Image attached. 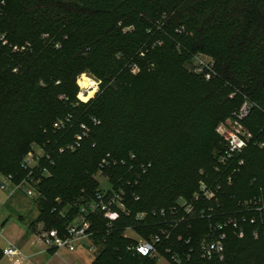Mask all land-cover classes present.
<instances>
[{"label":"trees","instance_id":"obj_1","mask_svg":"<svg viewBox=\"0 0 264 264\" xmlns=\"http://www.w3.org/2000/svg\"><path fill=\"white\" fill-rule=\"evenodd\" d=\"M198 52L214 60L210 79L190 66ZM84 73L99 82L87 101L78 97ZM244 103L253 137L228 166L217 127ZM33 144L46 155L25 168ZM107 157L119 162L104 172L124 187L126 212L111 226L91 216V264H160L129 250L136 239L125 232L150 238L163 226L152 210L180 199L195 214L160 244L166 264H264V0H0V173L37 182L35 223L65 232L96 197ZM228 217L237 227L220 230L223 258L203 257L200 241Z\"/></svg>","mask_w":264,"mask_h":264},{"label":"built area","instance_id":"obj_2","mask_svg":"<svg viewBox=\"0 0 264 264\" xmlns=\"http://www.w3.org/2000/svg\"><path fill=\"white\" fill-rule=\"evenodd\" d=\"M1 39L6 43V41H4V36H2ZM190 66L196 73H201L206 79H210L216 73L214 60L209 55L202 52H198L193 56ZM139 70L140 68L137 65L132 67L134 73ZM82 90L83 93L88 92V90H85L84 88ZM249 109L250 105L244 103L234 117L229 118L218 125L217 132L225 142V149L219 157V162L231 166V160H234L235 157L238 158L252 140V133L241 122V120L249 113ZM63 126V120L60 121V124H57V127L59 128ZM81 128L83 129L82 133L76 135V143L67 146L69 149H75V146L80 144L79 141L87 133V126L85 124H82ZM63 150L64 148L61 149V151ZM43 155H46L45 148L33 144V149L29 151L23 160L24 167L32 169L38 166ZM121 162L125 164L126 160L122 159ZM118 163V160H112L108 157L102 161L99 171L96 174V178L100 182L96 197L81 206L79 213L69 222L65 232L61 233L59 229L52 228L49 230H43L40 233L39 237L47 247L54 249L66 248L71 252H75L78 249H84L88 253L94 254L98 252L99 246L95 241V230L91 216L100 213L107 219L108 226H111L113 222L119 218L121 212H126V191L124 187L122 185H115L111 181L109 174L104 172V169L115 166ZM243 163L244 160L240 159L239 164ZM30 173H32V171ZM36 183L37 182L33 177L26 178L20 182H15L12 175H3L0 181V187L3 190H7L11 197L16 194L19 189L23 188L28 196L36 198L38 195ZM200 193L207 198L215 196V191L208 188L205 183H201ZM200 193L195 195L196 199L200 197ZM178 206L181 208V211L178 210ZM257 209L262 210L264 209V206H259ZM168 213L171 215L170 217L167 215ZM150 214L153 216L160 214L163 218V226L159 228L157 233L152 234L150 238L131 237L136 239V241L131 243L128 246V249L133 253L144 257L156 258L160 264H166L169 262V258L159 250L160 244L163 240L171 238L173 230L180 223L186 220L189 216L190 218L194 216L195 207L193 203L180 199L179 204L174 206L170 212H167L165 208H162L160 210L153 209ZM148 215L147 212L142 211L138 212L136 217L139 220H145ZM201 215H204V211H201ZM254 221L255 219H252V222ZM228 223H232L233 226L237 227V221L233 217H228L223 223L219 222L214 226V232L210 236L202 238L199 246L203 257L212 258L218 256L223 258L226 233L223 231L221 232L220 230ZM128 230L136 231L133 227H128L126 232ZM126 232L125 235L128 236ZM243 235L244 231L240 230V236L242 237ZM188 241L189 240H187V242ZM2 251L3 255L9 257L23 256L22 251L11 243L4 247ZM166 252H169V249H166ZM171 259L174 261H180L181 257L179 252L172 254ZM161 260H164V262H161ZM15 264H20V261L16 260Z\"/></svg>","mask_w":264,"mask_h":264},{"label":"crops","instance_id":"obj_3","mask_svg":"<svg viewBox=\"0 0 264 264\" xmlns=\"http://www.w3.org/2000/svg\"><path fill=\"white\" fill-rule=\"evenodd\" d=\"M35 207L37 208V206ZM26 208L31 209V206ZM38 214V208L37 211L31 209L29 214L19 216L20 221L18 223H10L8 218L1 221L0 248L3 249L11 243L22 251L23 256L9 257L3 255L0 264H15L16 260H19L20 264H91L93 262V257L90 258L88 255L90 253L84 249L71 252L66 248L47 247L39 237L43 231V224L35 223ZM33 223L35 225L31 227ZM88 258H90L89 263Z\"/></svg>","mask_w":264,"mask_h":264},{"label":"rangeland","instance_id":"obj_4","mask_svg":"<svg viewBox=\"0 0 264 264\" xmlns=\"http://www.w3.org/2000/svg\"><path fill=\"white\" fill-rule=\"evenodd\" d=\"M83 76H86V77L92 79L94 82V84H93L94 88H90V89L94 90L93 94L88 98V99H90L91 97H93L96 94V92L99 88V82L86 73L82 74L79 77L78 85L80 86V89H81L80 93L81 94L79 93L78 97L82 100H84L83 96H86V95L89 96V92L86 94L83 93V90H82L83 88L80 84V80L82 79ZM90 89H89V91H90ZM87 100H84V101H87ZM2 176L3 175L0 173V181H1ZM35 199L36 198H32V197L28 196L25 193L23 188L19 189L16 192V194H14L11 197V196H9V192L7 190H3L0 187V223L5 218H8V221H10V223L11 222H17L18 223L20 221L19 216L21 214L27 215V214H29L31 209H33L34 211H37V208L35 207L36 206ZM28 206H31V209L30 208L27 209L26 207H28ZM10 223H8V224L10 225ZM2 229H3V227H2ZM126 234L130 237L141 238V235L137 231L128 230L126 232ZM88 255L90 256V258L93 257V259H94L96 254L90 253ZM90 258L87 259L88 263H89ZM161 262H164V260H161Z\"/></svg>","mask_w":264,"mask_h":264},{"label":"bare ground","instance_id":"obj_5","mask_svg":"<svg viewBox=\"0 0 264 264\" xmlns=\"http://www.w3.org/2000/svg\"><path fill=\"white\" fill-rule=\"evenodd\" d=\"M96 83V82H95ZM80 84H81V86L85 89V90H88V92H89V96H83L84 97V100H87L92 94H93V92H94V90L93 89H90V88H94V82H93V80L92 79H90V78H88V77H86V76H83L82 77V79L80 80ZM93 85V86H92ZM89 89H90V91H89ZM87 92V93H88ZM81 94V93H80ZM86 94V93H85Z\"/></svg>","mask_w":264,"mask_h":264}]
</instances>
